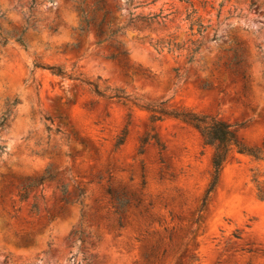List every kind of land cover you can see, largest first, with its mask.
Listing matches in <instances>:
<instances>
[{
	"label": "rangeland",
	"instance_id": "rangeland-1",
	"mask_svg": "<svg viewBox=\"0 0 264 264\" xmlns=\"http://www.w3.org/2000/svg\"><path fill=\"white\" fill-rule=\"evenodd\" d=\"M36 1L0 0V264H264V201L252 181L264 162L231 152L207 196L214 146L175 116L217 117L263 145L264 0H105L116 23L130 11L161 15L110 44L79 35L73 0ZM193 9L203 35L190 28ZM24 29L26 49L15 39ZM168 39L199 40L193 63L186 49L153 45ZM239 46L245 79L226 67ZM117 47L127 55L110 59ZM47 171L55 177L19 201Z\"/></svg>",
	"mask_w": 264,
	"mask_h": 264
},
{
	"label": "trees",
	"instance_id": "trees-1",
	"mask_svg": "<svg viewBox=\"0 0 264 264\" xmlns=\"http://www.w3.org/2000/svg\"><path fill=\"white\" fill-rule=\"evenodd\" d=\"M89 1H92L89 3ZM75 3V9L79 12V25L77 30L79 31V35L88 34L91 31L94 32L95 37L97 38V44H110L111 41H118V35L123 34L127 26L133 25L135 21H141L142 23H146L150 26L153 22H155L160 14H136L130 11V18L124 24L116 23L115 16L113 12V7L105 2V0H73ZM133 0H127L126 4L131 7ZM254 4V3H253ZM37 5L36 0H32L31 7ZM147 5V3H142L133 8H138L140 6ZM116 7V6H115ZM116 9H119L116 7ZM196 11L193 9L188 14V19L190 20V28L193 29L194 26H197L196 33L199 35H203L208 25H204L200 18L195 17ZM25 32V29L19 34L15 39L16 41L26 49V44L22 38V34ZM218 39L217 32H214L211 40L216 41ZM8 41V37L6 35H2L1 43L5 45ZM189 45L180 44L175 42L173 39H168L167 41L157 40L153 45L157 50L162 51L166 46L169 51L173 49H186L188 51V62L193 63L195 60V56L199 53L201 48V43L199 40H189ZM77 46V44H74ZM233 57L226 64L227 68H235L233 71L235 73H241L243 78L245 79L244 71L242 70L243 64L245 63V57L243 55L242 47L239 46L237 48H233ZM127 51L120 50L118 47L116 51L109 55L110 59H123L127 55ZM35 67H42L50 70V72L56 76L61 78H71L75 80H80L92 86V90L99 96L107 97L110 99H117L118 101L126 102L129 100V95L124 93L122 90L115 89L110 94H106L102 91L99 86L93 82L84 81L79 79L78 77H73V75H69L64 71L61 66H43L39 63L34 64ZM175 71H178L175 69ZM153 112H160L161 114H171L161 109V111L153 110ZM175 116L181 117L184 121L192 124L202 137L206 144L214 146V155H213V178L210 183V186L207 190V196L213 192L216 188L219 180L220 173L223 169V166L228 159L231 152L236 151L240 154H245L256 161L264 162V143L262 146H249L243 142L242 138L239 136L237 124L229 123L225 120L218 119L217 117L207 116V115H197L192 112L186 113H175ZM161 117L159 115L153 114L152 121H157ZM7 121V117H4L0 122V130L4 127ZM2 137L0 134V155H2L6 151V145L1 143ZM264 176L259 169L254 170L252 181L255 183L256 188V196L259 200L264 201V180L260 179ZM55 177L53 172L47 171L45 175L41 176L38 179L29 181L24 184L22 187L18 189V197L19 201H25L28 199L29 194L34 191L36 188L42 186L45 180H52ZM61 192L63 194V200H67L65 197L67 194V190L65 186H61ZM83 195V192L80 191L79 198ZM31 213L35 215L38 214L37 204L34 205L30 209Z\"/></svg>",
	"mask_w": 264,
	"mask_h": 264
}]
</instances>
